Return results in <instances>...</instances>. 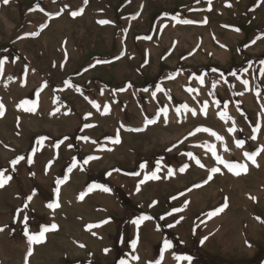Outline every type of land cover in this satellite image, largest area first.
Returning a JSON list of instances; mask_svg holds the SVG:
<instances>
[{"label": "rangeland", "instance_id": "1", "mask_svg": "<svg viewBox=\"0 0 264 264\" xmlns=\"http://www.w3.org/2000/svg\"><path fill=\"white\" fill-rule=\"evenodd\" d=\"M258 37H264L261 0H0V59L7 58L0 75V171L12 176L0 189V264L26 258L28 264H189L177 256L192 257L191 264H264V152L259 167L243 156L264 146V38ZM25 100L37 105L34 112L19 107ZM224 104L235 133L228 132L232 121L218 116ZM197 127L225 141L189 135ZM254 127L260 128L255 140ZM117 135L119 144L112 142ZM209 143L225 160L246 163L248 173H229ZM90 156L99 158L85 164ZM212 167L221 173L203 184ZM153 172L160 178L145 180ZM92 185L111 191L88 192ZM81 193H87L82 201ZM225 197L229 207L208 218ZM57 200L59 208L47 207ZM25 216L29 234L53 223L58 230L30 246ZM142 216L152 219L134 223Z\"/></svg>", "mask_w": 264, "mask_h": 264}, {"label": "snow or ice", "instance_id": "2", "mask_svg": "<svg viewBox=\"0 0 264 264\" xmlns=\"http://www.w3.org/2000/svg\"><path fill=\"white\" fill-rule=\"evenodd\" d=\"M10 2V0H3V4L7 5L8 3ZM88 0H84V3L87 4ZM209 3H211V0H209ZM261 3H264V0H261ZM227 6H231L230 4L227 5ZM40 11H43L42 8L39 9ZM71 15L73 17H76V16H80L82 15V9L81 10H78V11H74L71 13ZM135 18V17H133ZM180 23H192V21H188V20H183V21H178ZM98 23L100 24H108L110 23V21H107V20H100L98 21ZM48 25L47 24H43L41 25V31L45 28H47ZM235 31H240V29H235ZM39 35V32H35V33H27L26 36H38ZM21 38H24V37H21ZM258 38H264V37H258ZM150 39V37H149ZM256 41L253 40L252 43L254 44ZM66 44V42H65ZM17 59H19L17 57ZM7 62V58H3V59H0V75L3 74V71H4V64ZM96 63H108V61H100L98 60ZM261 63H264V61H262ZM235 75V74H233ZM261 75L264 76V69L261 70ZM202 84H203V78H201V81H200ZM66 83H70V82H66ZM248 81L247 80H244L243 81V84L245 86L248 85ZM47 85L45 84L44 87H46ZM131 86V85H129ZM215 86V85H214ZM123 90V89H121ZM158 91H164L163 89H157ZM189 91H197L195 89H188ZM144 91H147V89H144ZM211 95H214V93H210ZM243 93H239L238 95H242ZM257 95H259V92H257ZM217 107L220 106V102L219 101H215ZM93 104V107L95 108H99L100 105H98L97 103L95 102H92ZM30 105V106H28ZM20 108H23L25 111H28V112H34L36 110V107L37 105L35 103H32L28 100H25L23 101L20 105H19ZM224 110L220 111L218 113V116L219 118L222 120V121H225V122H228L229 120L232 121L233 123V127H230L228 128V132L229 133H235L236 132V127H235V121L234 119L229 115V113L227 112V104H224ZM183 108L187 111V112H191V114L193 116L197 115V112L195 109L193 108H189L187 105H183ZM207 110H208V103L207 102H204L203 104V107L201 109V111L203 112V114L205 116H207ZM4 104L2 102H0V117H2L4 115ZM108 109H105V113H107ZM164 112H167V109H163ZM180 109L178 108L177 109V112H179ZM88 115H91L90 113ZM147 124H153V123H156V120L155 119H150V120H147L146 121ZM85 128H88V127H92V125L90 124H85L84 125ZM141 129H133V131H140ZM198 132H205V133H209L212 137H215V139L217 141H221V142H224L225 141V138L221 135H219L217 132H215L214 130L210 129V128H207V127H197L196 129H194L193 132L189 133V135H195L196 133ZM260 132V128L259 127H254L253 128V133L254 135L251 137V139L255 140L257 139V136L255 135V133H259ZM187 138V137H186ZM45 138H40V141L39 143H42L43 140ZM82 139H84L85 141H87L89 138L88 137H82ZM113 143L115 144H119L121 141H120V138H119V135H117V137L112 141ZM182 142V141H181ZM93 143H95L93 141ZM235 144L238 148H243L244 147V144H245V141L243 139H237L235 140ZM56 147H59V145H56ZM69 147H71V145H69ZM205 147L207 148V150L209 152H211V154L215 157V160L216 162L219 164V165H223L225 169H227V171L229 173H232L233 175L239 177L241 176L242 174H247L248 171H249V168H248V165L246 163H238V162H229L227 160H225L222 156L218 155L217 154V147L215 144H212V143H209L207 145H205ZM225 151H228V148L227 146L225 145ZM264 152V146L260 147L257 151H245L243 153V156L245 157V159L247 161H250L252 165H255L256 167H259V164L257 162V156L260 155V153ZM190 159L194 160L195 163L201 167V168H204L205 165L201 163V161L195 157L193 155V153L189 152L186 154ZM99 157H96V156H90L88 157V159H86L84 161L85 164H87L90 160H94V159H98ZM25 157L23 156H20L18 157L17 159H14L11 161V165L13 168H15V166L17 164H19V162L21 160H24ZM141 167H144V165H141ZM188 168V165L185 164L182 168L179 169V171L181 172H184L186 171V169ZM69 171H71V169H69ZM157 171H159V167H157ZM210 174H209V177L207 180H205L203 182V184H207L212 178H213V175L214 174H217V173H221V168L220 167H212L210 170H209ZM109 175H111V173H109ZM135 175H139V173H135ZM172 175H174L173 171L171 169H169L168 171V176L171 177ZM160 177L156 174V172H153L150 176H146L145 177V180H156V179H159ZM12 179V176L11 175H5V171H0V189L4 188L5 185H7L9 183V181ZM67 179V177H65V180ZM65 180H58L56 183L57 185H60V184H63L65 182ZM145 180H142L141 183H144ZM203 184H195L193 185V188H201L203 186ZM97 187H100L102 188L103 191L105 192H110L111 189L108 188V187H105L103 185H92L89 189H88V192H91L94 188H97ZM59 187L56 188V193H57V196L59 195ZM188 191H192V189H188ZM87 193H81L80 196H79V199L82 201L85 197ZM185 193H180V195H184ZM32 196H29L28 197V200L31 201L32 200ZM173 199H176V197H173ZM250 199H253L254 201L256 200L255 197H251L250 196ZM187 203H185V207L187 206ZM25 209L28 207V204H24L23 206ZM48 208L52 209V210H55L57 208L60 207V204L57 200V202H54V203H49L47 205ZM229 207L228 203H227V197H225V203L223 205H221L220 207L216 208L215 210L207 213L206 215L208 216V218H212L216 215H219L220 213H223L227 208ZM23 209H21L22 211ZM183 209H174L173 211L175 212H179V211H182ZM169 215H171V213H169ZM149 219H152L151 217L149 216H142L140 217L139 219H137L136 221H134V223H136L137 225H139L140 223H142L144 220H149ZM161 219H163V217H161ZM258 220H260L261 218L260 217H257ZM23 221H24V224H25V236L27 237V241H28V244L31 246L33 244H40V243H44L46 241V236H45V233H48L50 231H56L58 230V225H56L55 223L51 224L50 226H46L43 228V230L39 231L38 234H29L28 230H27V222H28V218L25 216L23 218ZM107 221H105L106 223ZM261 222H264V220H262ZM177 223H179V221H177ZM172 225H169V227H171ZM89 230H91L93 227H98V225H88L87 226ZM5 229L4 227H0V232H3ZM95 234V233H93ZM207 239V238H205ZM80 247H84L83 244L80 245ZM133 247H135V242L133 244ZM163 247L165 249H169L172 247V244L170 241H167L165 240L164 243H163ZM107 251V250H105ZM33 255V251L31 249V247L29 248L26 256L27 257H31ZM133 259H138V257H133ZM177 260H184V261H188L189 264H191V260H192V257L190 256H177L176 257ZM25 264H28V260L26 258L25 260ZM120 264H125V261H121Z\"/></svg>", "mask_w": 264, "mask_h": 264}]
</instances>
